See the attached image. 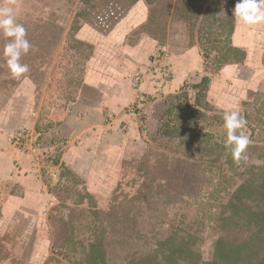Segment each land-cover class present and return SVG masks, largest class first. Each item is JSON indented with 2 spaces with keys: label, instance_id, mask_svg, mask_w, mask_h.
<instances>
[{
  "label": "rangeland",
  "instance_id": "rangeland-1",
  "mask_svg": "<svg viewBox=\"0 0 264 264\" xmlns=\"http://www.w3.org/2000/svg\"><path fill=\"white\" fill-rule=\"evenodd\" d=\"M133 1L0 0V6L14 9L32 45L21 57L29 71L15 79L2 56L7 38L0 33V124L8 122L3 118L7 108L14 113L10 123L25 114L32 124L24 128L30 134L24 143L14 138L22 127L2 132L6 139L0 143V152H22L13 160V176L29 174L41 182L37 202L24 200L5 209L7 196L23 195L24 186L0 179V264H85L83 246L97 237L104 242L110 264H132L133 259L148 254L157 239L174 230L196 234L203 260L209 261L214 242L227 232L218 221L225 204L240 185L260 181L264 170V54L256 63L249 62L247 51L245 62L231 63L240 66L234 79L225 81L219 76L224 66L218 68L214 57L225 48L216 51L213 45L226 44L224 30L231 25L236 28L230 15L234 10L226 0H154L151 4L144 0L148 17L135 28L127 23L134 28L127 41L151 35L166 43L170 32L180 29L181 40L175 44L180 49L198 46L204 69L189 75L176 92L171 88L154 93L139 90L126 107L129 121L106 110L94 111L88 117L79 116L85 124L79 135H60L58 129L74 114L80 85L100 44L93 31L108 33L96 24L107 28L118 12L128 9L127 14L136 6L138 1ZM79 12H94L95 21ZM207 50H212L211 57L204 56ZM136 71L144 68L125 76L136 91L147 81H157L148 75L146 81L137 83ZM205 75L212 76L202 100L209 105H198L204 112L199 130L210 132L222 146L223 154L217 160L198 152L194 137L169 132L179 121L172 115L184 100L179 95L188 92L195 104L196 84ZM231 110H238L247 121L237 134L242 132L251 140L243 154L247 158L238 163L231 152L227 155L225 146L223 117ZM23 153L30 158L26 165ZM57 158L81 182L68 173L61 176ZM80 199L83 202L78 204ZM250 232V226H243L241 237Z\"/></svg>",
  "mask_w": 264,
  "mask_h": 264
},
{
  "label": "crops",
  "instance_id": "crops-1",
  "mask_svg": "<svg viewBox=\"0 0 264 264\" xmlns=\"http://www.w3.org/2000/svg\"><path fill=\"white\" fill-rule=\"evenodd\" d=\"M235 1L238 2V0ZM148 12L149 9L145 1L139 0L130 12L125 13L123 15L124 17L122 16V19L120 18L116 22L107 35L93 31V36L100 44H96L97 49L88 68L86 79L80 88L74 114L66 119L67 121H64V125L62 124V127L58 129L60 135H64L65 137H76L79 135L80 127L82 126L81 130H83V126L85 125L79 116L81 118L83 116L88 117L94 111L106 110L113 116L118 114L121 119L129 121L131 115L127 114L126 107L135 100L139 90L154 93L159 90L166 91L171 88L172 91L176 92L185 84L189 75L204 69V59L200 54L199 47L189 46L180 49L175 42L180 39L178 36L182 31L180 29H173L166 43H164L172 51V79L167 83L161 82L159 78H157V81H147L137 91L125 80L127 74H131L138 67L141 66L143 68L144 65L149 63L150 55L161 45L158 39L150 35L141 36L133 43L127 41L131 31L145 22L146 17H148ZM131 22L134 28H132V25L128 26L127 23ZM91 31L89 30L88 32L90 33ZM232 40L235 46L246 47L249 62L254 61L256 63L264 54V22L249 26L237 23L236 21V28L232 35ZM245 66L242 67L245 68ZM239 67L236 64L224 65L219 76L223 77L225 81L227 77L234 79L236 74H238ZM256 70L253 68V71ZM126 83L128 84L125 85ZM4 113L3 118L6 120L5 122H8L4 125L0 124L3 130L0 129V143L6 139L5 134L2 132L5 131L7 133L8 130L16 127H28L32 125H30V116H25L24 114V118H20L17 123H10V116L14 115V113L8 108ZM5 151L0 152V179L4 182L12 181L16 184L19 183L20 186H24L23 195L7 196V199L4 201L5 209H9L10 205H20L24 200L37 202L39 198V196L37 197L39 195L37 194V188H39L37 184H39L40 179H33L27 176L29 174L13 176V160L22 152H17L18 154H16L12 149H5ZM23 155L24 164L30 163L29 156L25 153ZM12 211L10 210V212Z\"/></svg>",
  "mask_w": 264,
  "mask_h": 264
},
{
  "label": "trees",
  "instance_id": "trees-1",
  "mask_svg": "<svg viewBox=\"0 0 264 264\" xmlns=\"http://www.w3.org/2000/svg\"><path fill=\"white\" fill-rule=\"evenodd\" d=\"M89 1V0H86ZM139 0H134L137 2ZM146 3H153L154 0H145ZM227 6L230 9L235 8L237 1L226 0ZM131 3V2H130ZM129 3V4H130ZM132 3V4H133ZM130 4V5H132ZM129 5V6H130ZM114 7V6H113ZM128 10V9H127ZM122 10L118 12L115 19L111 21L107 28H102L98 23L96 26L104 32H109L110 29L116 24V22L127 12ZM224 10H227L224 8ZM98 12L96 10L95 14ZM79 16L87 17L91 21H95L94 12L82 13L79 12ZM232 21L235 20L233 13L231 12ZM235 26L231 25L228 31L224 30L226 44H215L213 48L218 49L225 48V51L219 56L214 57L218 63V68L221 66L231 64L234 62H245L247 57V50L232 44V35L234 33ZM78 29V28H77ZM130 36V35H129ZM128 36V39H129ZM151 36V35H150ZM210 37H213L211 34ZM141 36H139L140 38ZM155 38V37H154ZM157 38V37H156ZM127 39V40H128ZM138 39V38H137ZM159 41L160 39L157 38ZM82 44V41H77ZM219 42V41H218ZM86 44V43H85ZM155 51L161 50L166 45L163 41H160ZM90 48H93L91 44H88ZM211 51L207 50L204 53L206 58L211 57ZM219 51V50H218ZM171 58H172V51ZM154 53V52H153ZM152 53V54H153ZM152 54L150 57H152ZM149 57V59H150ZM171 58L166 62L167 74L163 72L158 73L162 82H168L172 79L173 61ZM148 64V63H147ZM162 74V75H161ZM211 77L208 75L203 76L201 81L196 84L197 92L195 97V104H192L189 99L188 92L184 91L179 97H183V101L177 106L176 112L172 114L178 122H174L173 126L169 129V132L174 136H191L194 137L198 152H201L204 157L211 156L213 160L220 158L223 154L222 146L214 140V137L210 132H201L199 126V119L204 114L198 108V105L204 104L208 106L207 102L202 100L207 96ZM83 84V82H82ZM80 85V87L82 86ZM173 113L171 109L170 114ZM25 126H22L24 128ZM224 149H226L223 146ZM227 155L230 154L229 148ZM217 156L214 157V155ZM56 163H59L62 168L61 176L66 173L70 174L73 180L77 183L81 182L82 178L75 172H73L64 162H60L57 158ZM231 163V161H229ZM264 168V167H263ZM262 175L259 176L260 181L255 184L250 181L240 185L232 194L228 200L226 206L219 214L218 221L222 224V228L227 232L221 234L214 242L213 257L211 260H203L202 253L197 246L196 234H180L177 230L171 231L164 238L157 239L155 245L152 247L148 254L140 255L138 260L133 259L132 264H264V170ZM83 200L77 201L78 204ZM246 222L250 226V234L245 237H241L243 223ZM71 225V223H70ZM255 228V229H254ZM73 232V227L71 228ZM236 230L239 231L236 232ZM73 236L70 235L69 240H73ZM83 253L85 256V264H110L106 259L104 242L101 237H97L90 241L87 245L83 246ZM79 263V262H77ZM118 264V263H114Z\"/></svg>",
  "mask_w": 264,
  "mask_h": 264
},
{
  "label": "clouds",
  "instance_id": "clouds-1",
  "mask_svg": "<svg viewBox=\"0 0 264 264\" xmlns=\"http://www.w3.org/2000/svg\"><path fill=\"white\" fill-rule=\"evenodd\" d=\"M233 16L237 23L258 25L264 22V0H238ZM0 33L7 38L3 48V59L10 75L19 79L29 71L28 65L21 62L22 55H26L32 45L27 39V30L16 19L14 9L9 6H0ZM224 128L227 132L225 146L229 148L234 161L237 163L247 157L243 154L251 143L249 136L240 132L247 124L246 119L238 110L224 113Z\"/></svg>",
  "mask_w": 264,
  "mask_h": 264
},
{
  "label": "built area",
  "instance_id": "built-area-1",
  "mask_svg": "<svg viewBox=\"0 0 264 264\" xmlns=\"http://www.w3.org/2000/svg\"><path fill=\"white\" fill-rule=\"evenodd\" d=\"M171 58L170 50L165 46L161 50H157L153 55L151 62L149 61L148 64L144 65V71H136L133 75L134 80L137 83H142L147 80L148 75L150 76V80H154L159 78L157 74L163 72V74H167V68L165 67L166 62ZM162 75V74H161ZM160 79V78H159ZM25 128V127H24ZM22 128V130L14 134V138L16 142L24 143L25 141L29 140V133L27 130ZM32 153L37 154V150L32 148ZM56 153H53L52 156L54 157Z\"/></svg>",
  "mask_w": 264,
  "mask_h": 264
}]
</instances>
